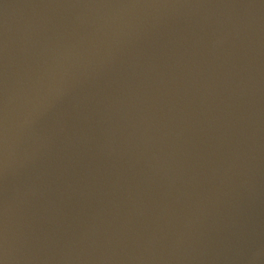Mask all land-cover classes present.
Wrapping results in <instances>:
<instances>
[{
	"label": "water",
	"instance_id": "water-1",
	"mask_svg": "<svg viewBox=\"0 0 264 264\" xmlns=\"http://www.w3.org/2000/svg\"><path fill=\"white\" fill-rule=\"evenodd\" d=\"M3 264H264V0H0Z\"/></svg>",
	"mask_w": 264,
	"mask_h": 264
},
{
	"label": "snow or ice",
	"instance_id": "snow-or-ice-1",
	"mask_svg": "<svg viewBox=\"0 0 264 264\" xmlns=\"http://www.w3.org/2000/svg\"><path fill=\"white\" fill-rule=\"evenodd\" d=\"M0 264H3V260L2 259H0Z\"/></svg>",
	"mask_w": 264,
	"mask_h": 264
}]
</instances>
